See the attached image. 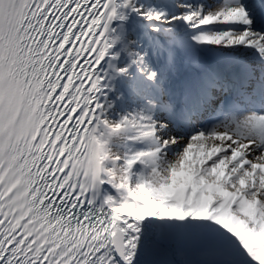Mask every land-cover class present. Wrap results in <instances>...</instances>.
I'll return each instance as SVG.
<instances>
[{
    "label": "snow or ice",
    "instance_id": "snow-or-ice-1",
    "mask_svg": "<svg viewBox=\"0 0 264 264\" xmlns=\"http://www.w3.org/2000/svg\"><path fill=\"white\" fill-rule=\"evenodd\" d=\"M0 264H264V0H0Z\"/></svg>",
    "mask_w": 264,
    "mask_h": 264
}]
</instances>
